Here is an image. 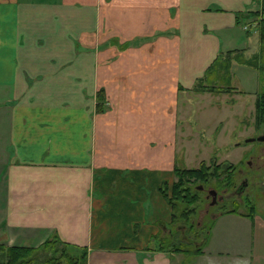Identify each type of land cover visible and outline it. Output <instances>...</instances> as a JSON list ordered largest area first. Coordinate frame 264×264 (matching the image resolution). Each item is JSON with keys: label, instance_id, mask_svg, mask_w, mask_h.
I'll return each mask as SVG.
<instances>
[{"label": "crops", "instance_id": "0c3cea01", "mask_svg": "<svg viewBox=\"0 0 264 264\" xmlns=\"http://www.w3.org/2000/svg\"><path fill=\"white\" fill-rule=\"evenodd\" d=\"M263 1L0 0V236L87 264H264V206L215 214L189 259L162 193L186 93L259 36Z\"/></svg>", "mask_w": 264, "mask_h": 264}, {"label": "rangeland", "instance_id": "374dc122", "mask_svg": "<svg viewBox=\"0 0 264 264\" xmlns=\"http://www.w3.org/2000/svg\"><path fill=\"white\" fill-rule=\"evenodd\" d=\"M251 27L254 29L252 24ZM250 39V46L246 48L247 50L241 51L243 55H224L219 59V63L215 64L217 68L213 69L212 78L214 79H211L210 83L199 81L194 89H189L186 93L189 103L184 106L185 111L181 110V114L178 115L181 120L178 122L177 130L173 133L178 167L196 168L201 163L211 167L212 160H214L224 169L226 165L223 163L235 164L242 160L238 166L246 169L245 162L249 151L260 145L258 141L250 142L249 139L264 131V121L255 130V116L252 111L255 100L264 94V40H261L260 36H250ZM182 102L185 101L182 100ZM228 107L235 112L233 116H231L232 112L228 113ZM223 125L227 127L226 134L224 130H221ZM254 159L253 162H255ZM238 170L236 166L235 185L244 180V174L239 175ZM174 176V181H176L177 177L175 174ZM215 182L211 176L204 183L197 181L187 183V186L191 188V193L198 195V200L191 206L185 205L183 201H177V208L172 209L175 214L171 223L173 234L171 240L166 241L171 245V249L173 246L180 245L184 248H194L195 241L202 240L206 236L209 239L210 227L212 221L214 222L213 217L221 210L227 208L226 210L249 211L252 206H256L258 210L263 209L264 169L258 172L255 178L249 177L247 188L241 194L235 195L232 191L231 199L224 202V206H221L220 202L210 204V199L204 194L207 188L214 189ZM200 186L204 187V191L199 189ZM188 208L194 211L186 219L182 214ZM20 237V235L13 236L8 241L5 236H0V242L25 246L38 245L35 240H24ZM68 250L70 254L82 252L73 247ZM45 252L48 251L39 252L40 256L45 255ZM191 255L188 253L186 257L190 259Z\"/></svg>", "mask_w": 264, "mask_h": 264}, {"label": "trees", "instance_id": "16d2710c", "mask_svg": "<svg viewBox=\"0 0 264 264\" xmlns=\"http://www.w3.org/2000/svg\"><path fill=\"white\" fill-rule=\"evenodd\" d=\"M249 16H257V28L259 31V36L261 40H264V1L260 7H255L247 11ZM97 111L103 110V101L105 99L103 90L97 92ZM254 116L255 123L259 126L264 121V94L255 100L254 104ZM215 161L212 160V165H205L201 163L199 167L196 168H180L178 166L174 167V174L177 180L173 182L171 187L170 195L166 190L162 193L166 200L171 204L172 209L177 208L176 202L183 201L185 205L191 206L198 200V195L191 193L190 186L187 183L200 182L204 183L215 171L216 166ZM254 206L250 210H253ZM174 211V210H173ZM193 209L188 208L186 212L182 215L184 218L188 219L190 214L193 213ZM231 212L237 211V209L230 210ZM175 214H173L174 217ZM188 243L187 241H185ZM72 247L70 244L61 241L56 236L48 237L43 242L36 246H25L18 244L8 245L6 243L0 242V264H87V253L85 249L79 254H70L69 248ZM45 255L39 254L43 251ZM173 251H185L188 253H198L200 250L195 248H184L183 246H176L172 248Z\"/></svg>", "mask_w": 264, "mask_h": 264}, {"label": "flooded vegetation", "instance_id": "af4514ba", "mask_svg": "<svg viewBox=\"0 0 264 264\" xmlns=\"http://www.w3.org/2000/svg\"><path fill=\"white\" fill-rule=\"evenodd\" d=\"M259 126L255 124L254 127L255 130ZM251 138L252 139H249L250 142L258 141L260 145L253 147L249 151V154L247 155L248 158L246 159L245 162L246 169L244 167L238 166L239 164L242 163V160L238 163L236 162L235 164L223 163V165H226L224 169L220 163H216L215 165H219V164L220 165L216 166L215 171L211 175L216 181L214 183V189L207 188L204 191V187L202 186L199 187V189L204 191L206 198L210 199L211 202L210 204H212V202L213 204H218L220 202L221 206H224V202H227L228 200L231 199L230 195L232 194V191L235 195L241 194V192H243L247 188L249 177L251 176L255 178L258 172L264 169V131L258 133L257 136ZM237 145H239V143ZM253 159L255 162H253ZM236 166L239 169L238 170L239 175L244 174L243 175L244 180L237 185L234 184V173H236ZM226 209H224L223 211L221 210L220 213L224 212ZM230 210H226V211H230Z\"/></svg>", "mask_w": 264, "mask_h": 264}]
</instances>
